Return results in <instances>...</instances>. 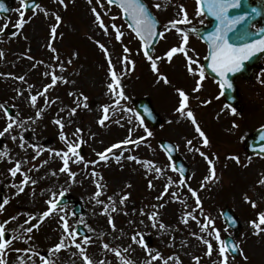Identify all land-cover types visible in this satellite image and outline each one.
<instances>
[{
  "label": "rangeland",
  "instance_id": "rangeland-1",
  "mask_svg": "<svg viewBox=\"0 0 264 264\" xmlns=\"http://www.w3.org/2000/svg\"><path fill=\"white\" fill-rule=\"evenodd\" d=\"M46 1L40 5V9L46 10L49 15L45 16L44 11L37 9L24 17L27 22L23 28L16 27V23L20 18L17 10H23L21 0H18L16 9L9 20H0V28L7 25L4 30L12 28L17 30L13 36L0 35V50L4 52V57L0 58V73L5 74L0 76V103L6 105L9 114L15 116L18 112L21 120L28 117L35 118L37 109H44L42 117L37 119L35 124L29 122L25 126L27 130L14 129L12 135L17 136L16 141H13L8 134L0 137V151L9 152L15 159L26 158L29 163L23 165L25 171L33 165L39 167L43 161H48L46 165L39 167V171L34 170L29 173L38 183L27 186L23 193L16 195L18 189L12 187V185L19 184L23 176L18 173L15 178H12L8 169L13 167L14 164L9 163L7 159H0V202L5 199L9 200L5 210L0 213V223L9 220L10 217H17V220L6 224L5 238L11 239L14 235H17L19 225L24 223L25 219L28 218V214L39 217L48 207L45 202L52 198L53 194L58 199L60 197L59 193L64 191L65 195L71 198L70 201L73 204L65 206L64 212L57 211L46 218L40 228L38 230L34 229L33 233L30 234L32 236L31 240L26 243L23 240L14 241L15 248L34 249L41 256L54 261V264H83L79 254L72 255L73 252L77 251L74 247L56 254L49 252V249L59 241L62 234L59 215L67 214L69 223L75 229L78 225H82L87 236L92 237L93 243L90 245L82 244V246L87 249L88 255L97 262L105 260L107 264H120V261L112 252L102 249L101 245L107 242L112 247L121 249L131 245L129 251L124 255L135 261V264H144L148 258L146 250L140 245L134 244L131 240V237L139 232L146 243L148 238H152V244H147L148 250L152 251L153 254L159 252L164 259L178 257L180 264H196L194 258L200 257V264H214V262L219 264L218 244L214 241V238L209 237L207 233H200L199 225L195 221L190 220L188 225L181 223V217L185 211L196 208L195 198L191 197L187 188L178 189L174 185L170 189V191L178 192L182 199H186V205L176 202L169 196H166L163 200L156 199L163 192L168 177H171L177 184L181 180L175 171L171 170L170 165L172 163L165 158L159 148V141L165 139L176 144L180 155L191 166L190 177L186 179V182L191 188L197 190L204 213L214 219L215 227L220 229L223 239L225 234H232V231L226 227L221 218V212L225 207H230L240 218L242 232L238 241L240 242L242 255L235 259L229 256V264H264V234L260 236L253 235L254 230L249 223L257 219L258 212L264 211V186L258 183L260 179L264 178V163L257 161V159H254L252 163L248 161L250 158L245 154L242 147L244 134L242 128L235 135L231 128L223 127L222 130L219 126L222 118L219 119L217 111L212 113L207 110L198 112L196 109H192L198 122H202L201 128L209 137L210 147L208 148L202 146L201 140L198 134L195 133L190 121L181 119L179 114L175 112V108L178 106L175 89L179 87L188 91L190 86L192 90L197 79L193 77L194 82L189 78L185 57L182 54L175 55L169 63L164 51L161 49L162 47H170L173 43L171 41L161 42L160 49L155 51L153 57H165L158 62V68L159 72L166 75L171 83L164 84L163 81L157 83V75L152 72L150 62L141 53L138 43L134 48L135 42L129 35L132 33L123 22L121 12L116 7L109 6L105 0H101L105 6L104 8L99 7L97 0H93L91 5L88 4L87 0H71V2H65L67 8L59 6L56 3L57 0H51L48 3ZM149 2L155 13L163 20L170 10L172 18L179 19V6L183 5L185 9L187 7L186 0H149ZM156 3H160L162 7L160 9L153 7ZM92 7H97L105 23L109 25V35L105 36L103 31L94 23L95 17L91 12ZM194 8L192 4L191 10L188 9L191 26L196 24L193 17H197V15L196 12H192ZM55 14H59L62 21L57 30V38L53 41L50 40V28L56 23ZM112 17H116V19L113 20ZM113 23L120 27L124 33L122 41L115 40V32L111 28ZM180 25L183 27L181 30L185 31L187 24ZM176 32L174 29L165 32V34H176ZM178 33L180 34V32ZM64 36L73 37L72 40L78 41V43L72 45L68 38ZM168 38L169 36L166 35L165 39ZM97 40L104 43L109 49L118 73L124 72L121 64L123 56L127 55L135 63L134 70H131L132 66L128 65L130 71L122 76L121 81L128 97L126 101H121V103L125 108H130L132 111L121 112L118 109L110 111L111 119L106 121V127H101L97 121L103 115L102 106L111 105L113 97L107 89V84L110 82L107 58L95 43ZM80 42H83V45ZM49 43H52L57 49L60 61L64 62L66 71H60L58 62L53 59L55 54L47 47ZM125 46L130 49L129 53H124ZM135 49L137 52L139 51V54ZM74 53L78 55H73ZM29 55L33 57V60L27 59ZM70 58L73 61L71 65L67 64V60ZM40 61H43V63H39ZM34 64H36V67H33ZM49 66H53L57 75L64 76L70 82L67 84L58 82L55 87L49 89L47 98L50 101H55L54 103L45 106V97H40L37 101V108H33L28 101V88L30 85L34 86L32 94H35L36 91L42 90L44 85L51 83L50 77L43 75V73L52 70ZM9 73L12 76L24 75L26 82L13 79L12 76L7 75ZM17 89L23 90V96L17 95ZM191 90V96L194 97L195 95L197 97L198 92L193 93ZM70 92H75L76 97L69 95ZM81 93L88 97L86 102L83 100V96L80 95ZM204 94L207 95L206 90ZM77 97L81 107L77 109L74 116L70 117L69 110L76 106ZM139 98L151 100L154 109L163 118L162 127L152 130L149 125L143 124V126H140V120L135 116L132 105V102ZM84 103L88 104L87 108L83 107ZM262 107L264 105L260 103L255 105L254 114L257 116V120L252 124V127L264 122ZM62 108L64 111H60ZM207 115L211 116V119H206ZM58 116L63 118L65 122L64 132L69 139H76L72 134L77 128L83 130L81 133L85 141L82 144L85 151L83 157L86 161L97 160V152L104 151L111 144L125 139L128 136L126 132L129 128L133 129L134 139L146 136L145 127L153 133L138 148L127 145L124 146V149H117L114 152L119 154L121 150H124L125 157L136 155L142 160L153 161L156 166L164 169V175L159 178H156L154 172H150L142 165L127 159H122L120 164H117L114 159H110L107 164L101 161L94 166L95 171L100 173L102 177L101 183L106 185L104 195L100 199L105 202V205L108 203V196H113L117 201L118 211L109 213L116 225V231H113L108 223L109 215L102 214L103 206L96 204L92 198L97 191L91 178L92 165L85 170L83 164L70 163L71 170L78 173L75 183L71 182L66 174L61 173L56 177L51 176L52 170L59 172L62 161L54 155L50 156L46 149L66 150V145L59 138L60 128L53 123ZM116 120H120V124L115 123ZM129 120H131V123L128 122ZM7 122L3 110H0V131L3 130ZM21 134L27 141L26 152L19 147ZM225 135L232 136L233 139L237 140L234 144L235 147L233 146V140L230 143L229 139H225ZM189 139L193 140L194 146L200 147L209 157H213V154L219 157L216 163L219 180L209 183L203 189L200 188V184L204 176L208 174V166L198 153L188 150L186 141ZM31 144H36L45 149L34 160L32 157L35 153L31 147H28ZM227 151L236 153L235 156L239 157L241 163L236 165V161L229 159V156L226 155ZM242 153L246 155L247 159ZM230 162L233 164H229ZM149 180L154 184L151 189L148 187ZM128 184L131 187H126ZM33 191L35 195H33ZM124 194H128V199L121 205L119 199ZM245 194L256 201L257 208L254 209L250 203L245 202L243 198ZM76 202L82 203L84 206V212L80 216L73 215ZM161 203L165 206L156 210L160 213V221L167 225L164 230L158 227L153 228L147 215L153 211L152 205L158 206ZM141 210L145 213L144 215L141 214ZM195 214L199 216L198 209ZM79 219H83L84 223H79ZM199 219L203 221L202 216H199ZM36 222L33 221V223ZM14 229L17 231H13ZM193 232L213 241V256L206 255V246L192 235ZM77 239L82 243L83 237ZM28 255H32V253L29 252ZM16 256L17 253L14 251L8 253L7 258L10 264H17ZM244 256H247L248 259L245 260ZM32 260L35 264H40L39 258L34 255H32ZM153 264H163V261H153ZM168 264H176V260H169Z\"/></svg>",
  "mask_w": 264,
  "mask_h": 264
},
{
  "label": "snow or ice",
  "instance_id": "snow-or-ice-1",
  "mask_svg": "<svg viewBox=\"0 0 264 264\" xmlns=\"http://www.w3.org/2000/svg\"><path fill=\"white\" fill-rule=\"evenodd\" d=\"M88 4L91 5L93 0H87ZM60 5H63L67 8V4L65 0H58ZM97 4L100 8H104V4L101 0H97ZM107 4L109 6L115 5L121 11L122 14L128 18V25L127 27L131 30L132 33L135 34V37L141 41V47L144 50V56L150 62V67L153 73L157 75V83L163 81L164 84H170L171 81L168 79L166 75H163L159 72L158 62L163 60L165 57H153L150 54L149 49L151 48V42H153L157 37L163 38L165 32H169L172 29H176L180 32L181 35V42L179 46L172 47L168 50L165 54L167 61L170 63L175 54H182L186 59V70L187 72L192 75L193 77H197L195 86L192 89L193 93L200 92L203 87V81L206 78V68L204 65L199 63V59L196 58L194 55H189V33L182 31L181 29L177 28L178 24H190L191 21L189 20L188 12L183 5L179 6L180 18L170 20L167 25L164 26V32H158V20L153 16L149 7L143 2V0H107ZM21 5L23 8H27L28 5L25 3V0H21ZM241 6V0H196V15H207L214 19L215 24L211 31H208L202 36V39L205 40L208 47L207 55L204 56V60L208 61L207 69H210L212 73H214L219 80L217 83L219 87L223 90L225 88L231 89L232 82L229 79L230 74H234L239 72L245 65L246 61H249L257 54H264V27L256 28L254 24L249 23V14L245 12L242 15H233L231 14L233 9H238ZM156 9H160L162 5L160 3H156L153 5ZM36 9H40L39 4H33V11ZM0 10H6L5 6L2 2H0ZM44 11V15L48 16L49 13L46 10L40 9ZM19 11V20L16 23V27L23 28L24 24L27 22L25 17V12L21 9ZM256 8H252L251 12L253 14L257 13ZM91 12L94 15V23L103 31L104 35H109V25H107L102 18V14L100 11L97 10V7H92ZM55 21L51 28H50V40H55L58 35V28L60 27V23L62 21V17L59 14H55ZM113 20L116 17H112ZM203 23V21H201ZM239 26V27H238ZM7 28V25H4L0 28V31H3ZM111 28L115 32V40L122 41L124 33L121 31L120 27L116 24H111ZM255 29V30H251ZM192 31H196L192 29ZM98 45L100 50L104 53L105 57L107 58L108 63V75L110 77V82L107 84L108 93H110L113 97V103L111 105H103L102 112L103 115L97 121V123L101 127H106V121L111 119L109 113L110 111H114L116 109L120 110L121 112L127 111L131 112L132 109L125 108L121 101H126L128 97L125 94V90L122 86V76L128 74L130 69L128 65H131V70H134L135 63L129 59L127 55L123 56L121 59V64L124 68V72L118 73L116 71L115 65L113 64L112 57L109 53V49L105 46L104 43L100 41H95ZM49 50L54 53L53 59L58 62V66L61 72L66 71L64 62L60 61L59 54L57 53V49L53 46L52 43L47 45ZM124 53H129L130 49L126 46L123 49ZM73 55H78L74 53ZM4 57V52L0 50V58ZM27 59L33 60L32 56H27ZM39 63H43L40 61ZM73 63L72 59L67 60V64L71 65ZM193 65H196L194 68ZM36 67V64L33 65ZM52 68L51 71H47L43 73L44 76L50 77L51 83L44 85L42 90H38L35 94H32V89L34 86L30 85L28 88L29 96L28 101L33 108H37V101L40 97H45L44 104L48 106L50 103H54L55 101H50L47 98V93L49 89L55 87L58 82L60 83H69L70 81L65 78L64 76H59L56 74L53 66H49ZM5 75L4 73H0V76ZM12 76L11 73L7 74ZM13 79L19 80L21 82H26V78L24 75L19 76H12ZM74 83V82H73ZM17 95L23 96V90L17 89ZM177 97H178V106L175 108V112L179 114L181 119H186L190 121L191 125L194 127L195 133L198 134L202 146L204 148L210 147V140L209 137L206 135L204 130L201 128L200 123L197 120L196 115L194 114L193 110L190 108V94L185 91L183 88L177 87L175 89ZM69 95L76 97L75 92H70ZM83 96V100L86 102L88 97L80 94ZM223 95V92H221ZM199 99V97H197ZM211 101H203L202 103L208 104ZM81 107V103L79 98H76V106L72 107L69 110V116H74L77 113V109ZM84 108L88 107L87 103L83 104ZM231 107V106H229ZM0 110H3L5 116L7 117V124L0 131V137L5 136L8 134L13 141L17 140L16 135H12V132L15 128H20L27 130L25 126L31 122L35 124L37 119H40L43 115L44 109L38 108L36 111L35 118L28 117L24 120L19 119V113L17 112L15 116L9 114V110L5 104L0 103ZM60 111H64V109H60ZM231 112L236 114V109L231 107ZM151 115V113H149ZM131 123V120L128 121ZM54 124L58 125L60 128V140L64 142L66 145V150H55V149H46L50 156L54 155L58 157L62 161V166L59 168V172L56 170L51 171V176H58L59 174H66L68 179L75 183L76 178L78 176L77 172L71 170L70 163L72 164H83L84 169L87 170L90 165L93 166L91 171V178L95 183L97 191L93 195V199L95 200L96 204L103 206L102 214L109 215V213H115L118 211L117 208V201L114 199L113 196H108L107 200L108 203L105 205V202L100 199L102 195H104V191L106 190V185L101 183L102 177L100 173L95 171L94 166L99 164L101 161L107 164L110 159H114L117 164H120L122 159H127L128 161H134L136 164L142 165L146 170L150 172H154L156 178L164 175V169L158 167L154 164L151 160H142L138 158L136 155H127L124 156V150H121L119 154H115L114 150L117 149H124V146L133 145L134 147L138 148L141 144H144L147 137H151L153 133L149 131L146 127L144 131L146 136H140L138 138H133V129L129 128L128 136L125 137L122 141L117 143L111 144L107 147L104 151H100L96 153L98 157L97 160L93 161H86L84 157L81 155L79 148L85 141L81 135L82 129L77 128L75 132L72 134L76 137L75 140L69 139V137L64 132L65 122L63 118H56L53 121ZM115 123L120 124V120H116ZM143 119L140 120V126H143ZM171 123V121H169ZM233 127H238L235 123H233ZM94 135V134H93ZM21 143L19 147L23 151H27V141L23 134L19 137ZM261 140H264V135L261 136ZM189 151H195L198 153L207 163V172L208 174L204 176L200 188H205L209 183L217 182L219 177L217 175L216 170V163L219 159L218 156L213 154V157H209L204 151L201 150L200 147H195L193 144V140L189 139L186 141ZM34 151V155L32 159H36L39 157L45 149L41 148L36 144L28 145ZM0 159H7L9 163H13L14 166L8 169V172L12 178H15L17 174H21L23 179L20 181L19 184H13L12 187L18 189L16 195H20L25 191V188L29 185H36L38 181L34 179L29 173L35 171H39V167H43L48 163L47 160L43 161V163L37 167L33 165L29 167L26 171L23 169V165L28 164L29 161L24 159H15L11 156V154L7 151H0ZM229 159H233L236 161L237 164L241 163L239 157L231 156ZM250 162V161H249ZM247 166V165H245ZM171 170L175 171V167L170 165ZM183 172V169L180 170ZM168 182L164 186V190L160 196H158L157 200H163L166 196L171 197L173 200L179 203L187 204L186 199H182L178 192L170 191V189L175 185L178 189L180 188H187L188 193L191 197L195 198V205L196 208L190 211H185L183 216L181 217V223L188 225L189 221H195L200 228V233H207L209 237H213L214 241L218 244V256H219V264H229V255L230 251H235L237 249V245L235 243L229 244L228 241L221 237L220 229L215 227V221L212 217L204 213L202 207V201L197 190L191 188L186 180L181 179L178 184L177 182L173 181L171 177H168ZM259 185L264 186V178L258 181ZM126 187H131L130 184L126 185ZM148 187L151 189L154 187V184L151 180H149ZM33 195L35 192L33 191ZM60 197L65 195L64 191L59 193ZM244 200L247 203H250L252 208H257L256 201L252 200L247 194L244 195ZM128 199V194H124L120 196L119 204L123 205L124 202ZM9 203V200L5 199L0 202V213L5 210V206ZM46 205H48L47 209L41 213L39 217L35 216L34 214H28V218L25 219L24 223L19 225V232L17 235H14L11 239H7L5 233V226L6 224L10 223L11 221L17 220L16 216L10 217L9 220L0 223V264H10L7 256L8 253L14 251L17 253L16 261L17 264H35L32 260V255L39 258L40 264H54V261H51L48 257L41 256L39 252L35 251L34 249L28 248H15L14 241L23 240L25 243L28 240L32 239L30 235L33 233L34 229H39L41 224L44 220L50 216L54 212H64L65 206H62L60 201H57L55 194L53 197L47 200ZM165 205L163 203L157 205H152L153 211L148 213V218L152 223L153 228L159 229H166L167 225L160 221L159 216L160 213L157 211V208H163ZM199 210V216L203 217V221L199 219V216L196 213V210ZM141 214L144 215L145 213L141 210ZM75 215V213H73ZM33 221H37L33 223ZM79 223H84L83 219H79ZM59 223L62 227V234L59 241L49 249V252L52 254H56L61 252L62 250H66L69 248H75L77 251L73 252L72 255L75 256L79 254L82 259L83 264H107L105 260H100L97 262L92 257H90L87 253V249L82 246L83 245H90L93 243L92 237L90 236H83L82 243L78 241V236L80 233L75 229L73 225H71L68 221L67 214L59 215ZM109 225L111 226L113 231H116V225L114 223L113 218L109 215ZM143 223V221H141ZM253 231V235L260 236L264 234V211L257 213V219L252 220L249 222ZM17 231V230H13ZM192 235L196 237L202 244L206 246V255L211 257L213 255V241L210 239L205 238L203 235L199 233L193 232ZM131 240L134 244L140 245L142 248L146 250V256L148 257L144 264H153V261L162 260L163 264H168L169 260L175 259L176 264H180L178 257H169L164 259L159 252L155 254L152 251L148 250V245L146 241H144L143 236L141 233L137 232L132 237ZM104 251L112 252L115 257L120 261V264H135V261L126 257L124 254L129 251L131 245L125 247L123 249L119 247H112L109 243L105 242L101 245ZM242 251V250H241ZM31 252L32 255H28ZM196 264H200V257H195ZM244 259L247 260L248 257L244 256ZM216 264V262H214Z\"/></svg>",
  "mask_w": 264,
  "mask_h": 264
},
{
  "label": "flooded vegetation",
  "instance_id": "flooded-vegetation-1",
  "mask_svg": "<svg viewBox=\"0 0 264 264\" xmlns=\"http://www.w3.org/2000/svg\"><path fill=\"white\" fill-rule=\"evenodd\" d=\"M189 3L191 2V0H186ZM201 21H203V23H201ZM196 24L194 25H190L187 24L186 26V30L189 33V43H188V48H189V55H196L197 57H199V63L201 65H203L204 62V56L207 55L208 52V47H207V43L200 38L197 34H194V31H192V29H208L212 26V22L208 21L206 19V17L204 15H201L200 19L195 21ZM258 28V26L256 27ZM251 30H255V29H251ZM207 33L206 31L203 33L205 34ZM264 62V60H263ZM261 62V70L257 71V72H253L250 77H255L256 80H251V81H247V80H239L238 81V85L241 87L240 89V98L243 102V107H242V113L239 114V109L238 107H234L236 109V116L241 115L243 116L245 114L246 118L244 119L245 122H248L249 117L252 115V109H253V103H254V99H253V95H254V88L255 87H260L261 84L264 83V63ZM259 74V76H258ZM261 75V76H260ZM207 77V76H206ZM208 78V77H207ZM209 79V78H208ZM210 80V79H209ZM210 86L213 89V93H212V98L210 99L211 102L206 104L205 106H213L220 108L219 105L223 106L225 105V109H227V111H229V113H226L224 115V117L226 119H229L230 121L225 122V126H230L233 122L232 119V112H231V107H229V105L226 103V100L224 99L223 95H221V89L219 87V84L214 82L213 80L210 81ZM213 100V101H212ZM212 102H215L214 104H212Z\"/></svg>",
  "mask_w": 264,
  "mask_h": 264
},
{
  "label": "water",
  "instance_id": "water-1",
  "mask_svg": "<svg viewBox=\"0 0 264 264\" xmlns=\"http://www.w3.org/2000/svg\"><path fill=\"white\" fill-rule=\"evenodd\" d=\"M41 1H43V0H29V1H25V3L28 5V7L25 8L26 11L29 12V11L33 10V4L34 3L35 4H40ZM0 2H2L4 4L5 9H6V10H0V15L4 14L6 17H8L10 15V12L13 10V7H14L13 0H0ZM244 7H245V2L242 1L240 8L233 9L231 14H233V15L242 14L244 12ZM123 17H124V20L128 23L129 22L128 18L125 17L124 15H123ZM157 31L160 32L159 23H158V26H157ZM158 40H159V37H157L153 42H151V48L149 49L150 54L153 53L154 46L157 44ZM260 58H261L260 55L256 56L255 57V63H257V61ZM135 106L138 109V111L153 124L154 113L150 109V103L148 101L140 100V101H137L135 103ZM149 113H151V115H149ZM158 123H159L158 122V118H156L155 125H158ZM262 135H264V130L257 132L256 134H254L252 137H250L247 140L246 149L250 153H252V154L260 153V154L264 155V140H261V136ZM166 146H169V147H164V148L170 149V145L166 144ZM170 153L175 158V155L173 154L174 152L172 151ZM178 167H179V171L181 169H183L184 165H183V163L181 161H178ZM181 173H185L184 170ZM67 202H68V200H66V199L64 200L63 199V201H61V204L67 203ZM230 214H231L230 211H226V213L224 214V218L226 219L227 223L238 232V227H239L238 226V222L232 216V214L231 215Z\"/></svg>",
  "mask_w": 264,
  "mask_h": 264
}]
</instances>
